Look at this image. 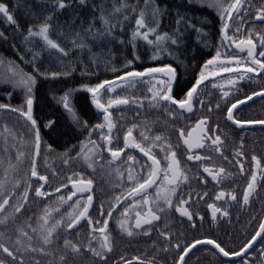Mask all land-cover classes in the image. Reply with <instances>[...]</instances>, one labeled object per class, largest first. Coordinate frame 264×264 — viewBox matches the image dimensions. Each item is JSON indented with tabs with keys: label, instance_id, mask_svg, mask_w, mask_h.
Masks as SVG:
<instances>
[{
	"label": "snow or ice",
	"instance_id": "6c2138e0",
	"mask_svg": "<svg viewBox=\"0 0 264 264\" xmlns=\"http://www.w3.org/2000/svg\"><path fill=\"white\" fill-rule=\"evenodd\" d=\"M188 2L215 9L222 25L220 29L221 40L220 44L216 46L215 54L203 62L197 77L194 78V82H189L191 86L181 83L178 79L177 69L171 63L145 67L143 70H137L134 67L136 61L141 60V56L137 51L138 42H143L146 47L151 48L150 60L160 59L162 53L174 57V51L170 49L171 46L179 48L182 45L184 35L182 26L185 29L195 28L198 39L203 34L207 41L211 40L203 27L196 28L191 20L179 11L176 13L173 32L161 31V23L168 9L166 6L162 7L157 0H144L142 7H139V0H136V3H131L130 0H119V3H117L116 0H112L110 10H106L103 5H93V8L100 12L99 19L102 24L100 29H96L95 17L86 26L81 25L80 30H70V34H64L59 28L56 29L57 34L62 35L71 45V48L61 46V43L50 34V30L54 28V13L65 10L70 6L66 0H55L54 11L47 12L44 21L39 25L28 28L27 35L24 36V42L26 45L31 46L29 51L32 59L29 63L33 64L36 73L45 78L68 77L71 75L72 70L40 72L35 64L40 53L33 50L37 38L42 41L43 47L49 51L50 55L56 56V59L66 67L68 62L65 58L70 56L73 49L79 50L81 54L85 50L91 53V46L87 39L89 36L93 37L94 40H117L122 47H131L132 58H125L122 69L111 68L113 72H120L114 79H105L94 85L87 83L79 85L80 89L91 95L92 103L103 118L102 122L89 125L88 121L80 119L69 104L70 93L74 90L65 92L61 97L63 107L72 114L73 120L87 132L86 143L81 141L78 145H72L61 155L63 163L68 165L70 161L79 162L86 169H91L95 173L98 162L105 159L104 153H109L110 156L106 157L107 162L112 171L119 177L122 188L120 194L114 196L107 209H105L103 202L97 206L98 218L93 221L89 213L94 200L93 179L86 177L82 172H72L59 184L53 186L49 175L38 170L42 137L38 119L33 114L34 88L37 83V76L15 68L12 62L9 61L8 66L11 70L0 77V85L10 86L12 91L6 93L9 102L0 103V113L5 115L17 114L20 118H23L29 129L32 152L30 159H28L24 151L17 150L15 160L9 156L6 165L5 161L0 159V165H5L2 175H0V264H41L38 257H51L52 259H48L46 264H54L60 241V231L58 230L75 229L79 233L80 229L77 226L81 224V221H84L90 229L89 238L81 244L80 242H73L65 236L62 243L63 252L58 257V264H68L69 255L72 256L73 260L87 256L91 259L92 264H112L114 240L109 229L110 221L113 222L116 230L121 234H126L128 238L138 235L139 231L136 230H140L144 235L150 237V233L158 227V224L153 222H160L164 215H171L173 212L186 218V221L182 222L188 223L190 228L198 230V225L203 227L204 216L191 211V209L196 202L204 201V197L208 196V192L204 191L201 194L191 190L190 178L182 168L181 160L177 155V151L173 148L170 138L161 134L150 137L144 131H141L138 134L141 139L137 140L136 136L133 135V129L137 125L132 124L123 135V146H120L118 141L120 132L119 130L114 131V129H117V124L112 119L113 108L119 110L120 106L130 104L135 105V110L139 114V110L145 107V100L148 101L147 106L149 108L162 109L168 113L173 121H175L177 113L181 118L191 114L188 118L195 120L194 126L188 130L185 127L176 128L178 142L182 141V144L186 146L187 161H197L200 165H203V172L207 173L212 181L216 182L217 186L222 185L223 181L233 175L231 172H226L222 166L214 171L213 167H210L207 163L211 160V155L193 154L192 152L193 149H205L209 152L218 153L225 161L229 160V156L225 155L222 150L224 140L222 139V130L219 123H209L211 116L203 114V111L212 113L213 107L217 112H220L221 104L219 102L214 105L211 102L205 104L201 93L203 88H207L209 84L213 88L219 89L222 93L220 99L225 102L222 111L226 122L230 121L241 129L245 125H264V119L252 120L241 117L238 109V105L244 104L245 100H252L253 96H259L264 100V88L250 94L236 95L231 99H227L229 91L225 90V86L228 85L239 91L238 81H244L246 78L264 80V30L257 31L255 24H253L245 37L236 38L241 31V27L248 20L258 21L261 28L264 29V0H261L259 7H256L249 0L247 8L244 6L245 0H188ZM250 9H254L251 15H249ZM130 14L135 15V28L131 31L126 44L123 39L115 37L113 33L117 30L121 33L124 31L125 21L129 20ZM0 16L9 24L15 25L17 31L20 30L17 19L6 3L0 2ZM230 28H232L231 33ZM8 39L5 33L0 31V40L7 42ZM257 44L260 46L259 51H257ZM232 45L239 50V53L246 52V57L241 56L236 51L223 50L231 48ZM95 59L96 57L93 56L92 62ZM4 64L5 61L0 59V65ZM225 73L231 75L226 78L223 76ZM86 74H88L87 66L81 72V75ZM206 81L209 83L206 84ZM141 84L149 85L147 92L151 94L150 96H136L134 93L131 95L125 94L129 89H135L137 85ZM18 88L24 91L25 98L19 106H16L10 101L13 91ZM117 89H121V92L117 93ZM176 89L179 91L176 92ZM185 89L187 90L185 91ZM194 108H197V110L194 111ZM234 109H237V111L234 112ZM54 126V120H48L44 124V127L49 129L54 128ZM104 129H107L106 133ZM94 132L97 133L100 143L93 139ZM10 135L12 133L5 123L2 130H0V137L3 138L5 143V153H7V143ZM114 140H117V143L114 144ZM206 143L208 145L207 149ZM44 147L49 153L55 152L52 144H46ZM157 147L163 153L161 159L166 161L164 167L161 166V159L157 158L158 154L153 152V148ZM129 148L138 149L151 163L145 161L144 164H140L135 155L126 153V149ZM73 149H76L74 154ZM122 154H124L123 158ZM233 156L236 158L235 164L238 165V171L242 176L245 174V161L249 165L246 177L247 184L242 192V200L238 201L235 191L220 187L219 191L214 193V199L215 201H224V207H218L215 202L207 203V201H204L207 207L211 209L210 223L217 222V214L219 213L224 218V222L231 225L232 220L229 211L231 203L236 202L249 206L254 196L259 199L257 188L264 189V163H262V158L253 154L249 160L244 152L243 140L240 141L239 147L234 151ZM26 159H28L27 168L23 167ZM127 161L135 163L129 164L125 170H121V165H124ZM99 166L102 168L103 164H99ZM125 171L127 173L126 177ZM51 175L55 179H60L54 170ZM199 180L202 183H207L203 175L199 176ZM125 181L128 183H125ZM69 185H71V188H69ZM182 185L190 190L183 191ZM62 189H68V192L61 193ZM150 189L152 195L149 194ZM52 193L60 194L56 197L59 203L50 207L47 204V199L52 196ZM78 193L81 195H78ZM85 193L86 196L82 195ZM30 194L31 199L40 198V202L45 204L43 212L38 217V226L34 227L30 222L17 225V221L23 217L25 212L29 211ZM73 197H76V199L73 200ZM226 197H230V200H226ZM129 198H131V202L126 203ZM81 200H84L83 204ZM68 202L71 203L68 204ZM64 204H68L71 209L70 212L66 213L68 216L66 223L63 220L64 214L59 211ZM137 208L141 210H136ZM131 212H134V225L130 224ZM53 213L59 214L61 218L57 219L53 216ZM12 225H17L15 228L17 238L14 245L9 246L3 242V237ZM145 225L148 227L145 228ZM165 229H167V225H165ZM159 235L164 238V251L169 248L178 250V258L174 264H188L185 257L197 245H212L223 257H239L240 264H257L256 260H246L242 253H247V250L252 247L258 237L260 238L261 247L256 254L264 257V218L257 222V227L239 248L228 247L225 241L218 240L215 237H197L185 242L182 246L181 241L174 238L170 230H161ZM34 241L37 242L34 243ZM25 254L31 256V260H26ZM214 254L216 253L214 252ZM133 259L138 261L139 264H156L154 258L143 259L136 256ZM121 260H124V258L121 257ZM124 264H132V261L126 260ZM221 264H228V262L222 261ZM259 264H264V258L259 260Z\"/></svg>",
	"mask_w": 264,
	"mask_h": 264
},
{
	"label": "flooded vegetation",
	"instance_id": "af4514ba",
	"mask_svg": "<svg viewBox=\"0 0 264 264\" xmlns=\"http://www.w3.org/2000/svg\"><path fill=\"white\" fill-rule=\"evenodd\" d=\"M249 0H245V8L248 7ZM256 7L261 5V0H250ZM254 9L249 10V15L252 14ZM235 16V14H234ZM255 24L256 30L261 31L264 30L261 28L260 23L258 21L248 20L247 23L241 27L240 33L237 34V39L243 38L246 36L247 32L250 28ZM230 33L232 28H230ZM260 46L257 44V51H259ZM225 51H236L239 53L238 49H235V46L232 45L229 49H223ZM241 56L246 57V52L239 53ZM199 64H195L193 68H182L177 70L178 79H180L182 84H188L189 82H194V78L197 77L199 71ZM231 74H223L224 77H229ZM219 79V78H216ZM206 84L209 82L206 81ZM239 91H236L232 88V86H225V90L229 91V97L227 99H231L233 96L242 95L244 93L250 94L253 91H259L260 88H264V80H260L257 78L256 80L245 79L244 81H238ZM138 86H148L145 84L137 85ZM187 89H185L186 91ZM176 92L179 90L176 89ZM121 89H117V93H120ZM135 94L136 96H140V93L136 90L129 89V91L125 94L131 95ZM115 95V94H112ZM150 96L151 94L148 93ZM205 104L212 103L213 105L216 102L221 104V111L217 112V110L213 107L212 113H208L207 111H203L204 115H210L211 120L209 123L218 122L220 125V129L222 130V139L224 140L223 152L225 155L229 156V160L225 161L220 157L218 153L209 152L205 149H193V154L199 153L201 155H211V160L208 161V165L213 167L214 171H217L219 167H224L226 172H231L233 175L223 181L222 185L217 186L215 181H212L211 177L208 176L207 173L203 172V165H200L197 161H187V153L185 151L186 146L182 144V141L178 142V133L176 131L177 127H185L186 130L190 129L195 124L194 119H189L188 114L181 118L179 113H177L175 121L171 117H169L168 113L164 112L159 108H149L148 101H144L145 107L139 110V113L145 112L146 115H132L135 110V105L130 104L127 106H120L119 110L117 108H113V116L112 119L117 124V129L119 130L120 135L118 137V141L120 146H123V135L127 131L128 127H131L132 124H136L137 127L133 129V135L136 136L137 140H140L139 132L144 131L150 137L161 134L164 137L170 138V141L173 145V148L177 151V155L181 160V166L187 173L190 178L191 190L194 192H200L203 194L204 191L208 192V196L204 197V201L207 203L215 202L218 207H224V201H215L214 193L219 191L220 187H224L230 191H235L237 194V199L242 200V192L246 188L247 184V174L249 165L248 162L245 161V174L242 176L238 171V165L235 164V157L233 156L234 151L239 147L240 141L244 142V152L247 154L249 160L251 155L255 154L262 158V163H264V125L260 124H251L245 125L243 129L239 126L232 124V122L227 121L225 119V115L223 113V108L225 106L224 100L220 99L222 97V93L219 89L213 88L211 84L207 88H203L201 93ZM86 97L88 100V104L90 105V115L88 121L89 125H94L96 123L102 122L103 118L99 114V110L95 108V105L91 101V95L86 92ZM198 107V106H197ZM64 110L69 112L67 109L63 107ZM239 115L245 119H264V100H262L259 96H253L252 100H245L243 106L238 105ZM197 108H194L196 111ZM234 112L237 109L233 110ZM70 113V112H69ZM93 113V114H92ZM34 114V107H33ZM149 115V116H148ZM23 120V118H22ZM39 123V122H38ZM72 123L75 125V121L72 120ZM71 123V131L73 134V140L69 141L67 144H59V142L54 141L56 145L54 147L55 152H47L43 145V139L45 138L44 133L47 132L52 135V132H48L50 129L44 127L43 124L39 123L42 143H41V156L38 159V170L42 173H46L50 177V181L53 186L59 184L62 180L66 178L67 175L72 172H82L86 177H90L94 181V200L93 206L90 208L89 213L95 221L98 218L97 215V206L103 202L105 209H107L109 203L112 201L115 195L120 194L122 185L119 183V177L115 174L114 171L109 167L106 157L110 156L109 153H104L105 159H102L98 162V166L96 168L95 173L92 172L91 169H86L85 166L79 165L78 167L75 165V161H70L68 165L63 163L61 155L66 151V149L70 148L72 145H78L79 139L77 140L75 135V131ZM105 133L107 129H104ZM46 133V134H47ZM81 133V132H80ZM45 134V135H46ZM82 141L86 143L87 132L84 131L82 133ZM51 137V136H46ZM9 140L12 138L9 136ZM25 140L24 144L27 143L26 139H29L28 143L30 146L28 148L19 149L18 147H11V143L7 144V153H5V148H0V159L5 161V165L9 156L15 160V155L17 150L24 151L26 157L30 159L32 152V141L28 129V133H25L23 136ZM54 138V137H53ZM93 139L100 143L99 137L97 133H93ZM113 143H117V140H114ZM208 145L206 143V149ZM76 149H73V154ZM153 152L157 153L158 159H161L163 153L160 151V148H153ZM126 153L133 154L137 157V161L140 164H144L147 161V157H144L143 153L139 152L138 149H126ZM122 154V158H123ZM28 159L25 160L23 167H28ZM231 161V162H230ZM133 161H127L124 165H121V170H125L129 164H133ZM147 163H151L147 161ZM99 164H103L101 168ZM5 165H0V175H2V170ZM161 166H166V161L161 159ZM55 171L60 179H55L52 177V171ZM127 173L125 171V177ZM203 175L207 183H202L199 180V176ZM35 179V178H33ZM125 183H128L125 181ZM47 187V185H46ZM71 188V185H69ZM183 191L187 192L190 189L184 188L182 185ZM68 189H62L61 193H67ZM257 192L259 193V199H256L255 196L251 199L249 206H244L242 204H238L236 202H232L229 207V211L231 213L232 224H226L224 222V218L218 213V220L216 223H210L211 219V209L207 207V204L204 201H198L194 204V207L191 211L199 213L204 216L203 227L198 225V230H194L189 227L188 223L182 222L186 221V218L180 216L179 213L173 212L171 215H164L160 222L154 221V224H158V227L154 229L150 233V237L144 235V233L140 230L138 235H135L132 238H128L126 234H121L118 230L115 229L112 221L109 222V229L111 230V237L114 240V252L112 254V264H124V261L131 260L132 264H139L138 261L133 258L139 256L143 259L154 258L156 264H174L177 260V252L178 250L169 248L167 251H164L163 237L159 235V231L161 230H170L173 234V237L179 239L181 244L185 242L191 241L197 237H215L218 240L225 241L226 245L231 248H239L248 236L253 232V230L257 227V222L264 218V189L257 188ZM149 194L152 195V190H149ZM60 195L58 193H52V196L47 199L48 206H56L59 202L56 197ZM78 195H81L78 193ZM86 196L87 194H82ZM76 197H73L75 200ZM226 200H230V197H226ZM131 198H129L126 203H130ZM11 203V201H10ZM71 202H68L70 204ZM81 203H84V200H81ZM68 204H64L60 207V213L63 215V220L66 223L68 216L67 212H70L71 209L68 207ZM45 204L40 202V198L37 199H29V211L25 212L23 217H21L17 221V225H24L27 223H31L34 227L38 226V217L43 212ZM136 210H141L137 208ZM116 214L114 213V216ZM132 219L130 220V224L134 225V212L130 213ZM53 216L57 219H60V215L57 213H53ZM29 217L31 220L29 221ZM255 217V219H253ZM17 225H12L8 231L5 233L3 237V242L8 244L9 246H13L14 242L17 238V233L15 228ZM165 225H167V229H165ZM145 228L148 226L145 225ZM80 229L79 233L73 230H63L60 229V241L58 245V250L56 251V261L54 264H58V257L63 252V239L65 236L72 240L73 242H80L83 244L88 238V233L90 229L87 227L84 221H81V224L77 226ZM71 233V234H69ZM37 241H34V243ZM260 245V238H257V241L254 242L251 248L247 250V253H242L245 256L246 260H256L257 264H259V260L264 258L258 256ZM214 252L216 254H214ZM121 257L124 260H121ZM41 260V264H46L48 259H52L51 257H38ZM26 260H31V256L25 254ZM185 260L188 264H221L222 261L228 262V264H240L239 257H223L222 254L218 253V250H215L212 245H197L196 248H193L188 256L185 257ZM68 264H92V261L89 257L85 256L83 258H78L73 260L72 256H68Z\"/></svg>",
	"mask_w": 264,
	"mask_h": 264
},
{
	"label": "trees",
	"instance_id": "16d2710c",
	"mask_svg": "<svg viewBox=\"0 0 264 264\" xmlns=\"http://www.w3.org/2000/svg\"><path fill=\"white\" fill-rule=\"evenodd\" d=\"M0 2L8 5L20 26V30L17 31L15 25L9 24L0 16V31H3L9 38L7 42L0 40V59L5 61L4 65H0V77L10 72L9 61L12 62L15 68L25 73L36 75L34 116L43 125L48 120L55 121L54 128L48 131L52 132V135L47 132L44 133L43 145L52 144L55 147L54 141L59 142L60 145L67 144L73 140V134L70 129L73 118L71 113L63 109L61 97L65 92L74 90L69 96L70 106L81 120L89 119L91 113L86 91L80 89L79 85L83 83L94 85L105 79H114L120 72H113L111 68L122 69L125 58H132V49L130 46L122 47L117 40H94L93 37L89 36L87 39L91 46V53L85 50L81 54L79 50L73 49L70 56L65 58L68 62L66 67L56 59V56L50 55L49 51L43 47L42 41H36V46L33 50L40 53L39 58L35 61L36 67L40 69V72L49 73L51 71L72 70L71 75L68 77L56 79L42 77L36 73L33 64L29 63L32 59L29 51L31 46L25 44L24 36L27 35V30L30 26L39 25L44 21L47 12L54 11L55 0H0ZM66 2L70 6L65 10L55 12L53 15L54 28L50 30V34L61 43V46L71 48V45L64 37L57 34L56 29L59 28L64 34H70V30H80V26H86L93 17H95L96 29H100L102 27L99 19L100 12L94 9L93 5H103L106 10H110L112 0H83V2L81 0H66ZM116 2L119 3V0H116ZM130 2L136 3V0H130ZM143 2L144 0H139V7L143 6ZM157 2L168 9L161 23V31L173 32L176 13L179 11L190 19L196 28L203 27L207 35L211 37V40L207 41L203 34L198 39L195 28L185 29L182 26L184 31L182 45L179 48L171 46L170 49L174 51V57H169L166 53H162L160 59L150 60L149 57L152 55L151 48L146 47L143 42H138L137 51L141 56V60L136 61L134 67L137 70H143L145 67L162 66L165 63H171L177 70L186 67L193 68L195 64H199L200 67L206 59L215 54L216 46L220 44V29L222 25L218 13L215 9L200 6L196 3H189L188 0H157ZM134 28L135 15L130 14L129 20L125 21L124 31L121 33L117 30L113 35L123 39L127 44L130 33ZM93 56L96 57L94 62H92ZM85 66H87L88 74L81 75ZM148 86H138L137 89L133 90L138 91L140 96H149L147 92ZM8 91H12L10 86L0 85V103L9 102V97L6 95ZM24 98V91L18 88L13 91L10 102L19 106ZM136 114L137 111L132 113V115ZM139 114L144 116L147 113L143 111ZM5 123L12 133L10 135L12 140L8 138V143H11V147H18L22 150L28 148L30 146L28 143L29 139H26V144L23 143L25 140L23 136L28 133V127L22 118L17 114L10 113L5 115L0 113V130H2ZM72 126L76 130L74 137L77 140L80 138L79 141H82L83 139L80 135L84 133L83 128L76 122L75 125L72 123ZM0 148H5L2 137H0ZM75 165L78 167L82 163L75 162Z\"/></svg>",
	"mask_w": 264,
	"mask_h": 264
},
{
	"label": "rangeland",
	"instance_id": "374dc122",
	"mask_svg": "<svg viewBox=\"0 0 264 264\" xmlns=\"http://www.w3.org/2000/svg\"><path fill=\"white\" fill-rule=\"evenodd\" d=\"M36 41H39V39L37 38V40ZM117 83H119V81H117Z\"/></svg>",
	"mask_w": 264,
	"mask_h": 264
},
{
	"label": "water",
	"instance_id": "95a60500",
	"mask_svg": "<svg viewBox=\"0 0 264 264\" xmlns=\"http://www.w3.org/2000/svg\"><path fill=\"white\" fill-rule=\"evenodd\" d=\"M241 106H243V104Z\"/></svg>",
	"mask_w": 264,
	"mask_h": 264
}]
</instances>
